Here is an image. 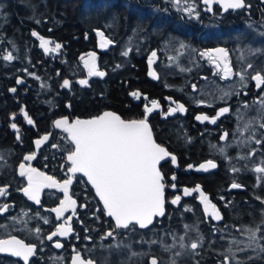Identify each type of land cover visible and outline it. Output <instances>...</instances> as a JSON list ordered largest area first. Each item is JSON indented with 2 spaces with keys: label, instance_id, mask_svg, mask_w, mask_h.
<instances>
[{
  "label": "flooded vegetation",
  "instance_id": "flooded-vegetation-1",
  "mask_svg": "<svg viewBox=\"0 0 264 264\" xmlns=\"http://www.w3.org/2000/svg\"><path fill=\"white\" fill-rule=\"evenodd\" d=\"M131 1L134 5L143 2V6L126 11H122L121 9L120 11L122 12L120 15L127 19L131 18L130 21L135 22L138 27L141 26L143 31H150L148 34V42L151 43V47L150 50L145 53L146 57L143 59L147 67L146 71L141 73L140 79L148 80L146 83L143 82L142 84L149 86L148 90L154 92L156 89V91L151 95L148 90H145L139 98H132L135 105L132 108H130V106L127 108L135 110V112H141L140 115L127 118L125 116L122 117L118 112L114 111V113L124 120L143 119L145 115V106H151V101L153 99L158 101L160 107L148 114V123L155 142L166 148L169 153L175 155L177 158L175 165L172 163L170 157H166L159 165L160 171L164 176L165 184V214L163 216L154 217L153 223L146 228H140L135 222H133L128 229L116 228L114 220L106 215L103 202L100 201L95 189L91 183L88 182L87 177H85L83 173L70 174L67 166L63 168L61 177H52L58 182L63 183L69 175H72L73 181L72 184L69 185V194L77 201L75 209L76 215L72 216V210L69 209L65 212L63 217L57 219L56 214L52 212L51 209L59 206L60 201L64 198L63 190L60 188L44 187L39 194V203L35 200H30L22 191L23 188L27 187V178L20 175V171L17 170V167L19 168V164L17 163L15 166L16 177L22 180L19 185V193L23 200H21L20 203L32 210L30 212H16L15 206L13 207L14 193L11 189V184H0V187L6 186V194L0 195V206L8 205L6 211L0 212V227L14 220L13 218H16L15 220L19 222L17 230L1 234L0 239L16 236L26 244L36 245L35 254L29 258V264H71L74 251L81 252L82 257L86 260L92 259L94 264H150L152 257H156L159 260V257L152 252L147 255L142 254L136 256L130 261L122 262L118 257L124 255L128 249L122 248L120 251H118V249L117 251L111 252L106 249V245L113 239L123 237H125L127 241L130 240L135 244L136 241L134 240L141 238L143 233L158 231L160 228L168 227L169 223L173 221V217L181 218V216H178L181 212L179 210L188 211L187 213L191 215L194 214V212H192L193 209L196 210L197 215L199 214L200 216L198 217L200 220L199 230L203 235L207 230H213V232L217 231L216 233L219 235L229 233L226 229L227 222H225V220L234 219L237 216L236 211L241 216L245 215V219H248L247 214L250 218H257L259 215L257 212H259V208L262 205L261 200L264 197V190H256V195L249 190L247 192H237L235 189L231 188L233 182L229 181L225 185L229 194L224 193L227 190L223 187V196L225 195L227 199L224 200L225 197L219 199L215 198L216 193L219 192V190H217L219 180L216 176L222 174L225 160H217L218 158L211 152L213 151V153H215L212 147V143L215 144V137L217 138V142L221 143L225 142L231 135L240 136L238 130L235 131L234 127H231L232 121L236 118V111L244 104L248 107L252 101L257 103L260 102L259 98L263 93L262 89L264 85L257 87L255 81H253L251 77L255 75L257 71L264 74V0H245L246 6L237 10H224L219 3H213L211 11H208L203 0H195V7L199 13L198 16L188 15L181 9H178L170 0ZM117 4L118 3H115L116 6ZM120 5L119 2V6ZM259 28L262 29L260 30ZM98 30L102 31L97 28L94 30V33L96 34ZM87 36H89L88 32L86 38ZM161 39L167 40V43H163L162 51L168 48V44L169 47H173V54L167 49L169 52L168 56L165 55L162 57L158 44L155 42ZM99 40L100 37L96 34L94 44L96 47L94 49L88 48L85 52L81 53L82 56L87 59L88 53L95 52V63L97 67L100 66V55H98V53L107 51L111 45L114 46L113 42L107 48L101 49L99 47ZM180 44H184L185 48L180 49ZM147 46L146 44H141L139 46V51ZM243 46L244 48H242ZM216 48H223L228 53V63L232 68V75L228 78H222L224 76L222 64L220 68H217L206 56L202 57L200 55L201 52ZM246 48L251 50H247ZM256 49L258 52H256ZM252 50L253 52L250 53ZM153 51L157 52V56L154 58L152 64V69L156 73L157 78H153L148 74V57ZM240 51H242V54ZM247 51H249L250 55ZM243 53L246 54L244 55ZM175 54L177 55L176 59L180 63L169 65L164 71H161L167 62H173L174 59L170 60L169 58L173 57ZM252 54L254 55L252 56ZM239 58L241 59L239 60ZM242 58L247 60L245 63L252 64L253 67L248 69V64H245ZM164 59L166 61H164ZM185 60H187V62H185ZM240 68L249 71V74H246L247 79L243 87L241 86L239 76L236 75ZM197 74L203 82H198L199 79L196 81L192 80V78L189 79L190 76H196ZM179 76H184L185 78L187 76V78L177 82V77ZM166 77L170 79L171 85L165 89L161 88L158 84V87H152L150 85L151 83L149 81H153L151 78L154 79L156 83H159L161 79ZM212 77L214 80L217 78V80L214 82ZM210 80L212 83L209 82ZM193 85L196 86L195 89H193ZM217 89H221L223 95L219 99H213L210 95H213ZM165 90L166 92L163 93L162 91ZM225 93H228V95H224ZM128 94H130V92H128ZM200 101H203V103H200ZM178 104H183L185 111H177L168 114L169 109L176 107ZM224 107H228L230 111L218 117L216 123H211L209 121L201 122L195 119L197 115H208L209 117L216 116L219 109ZM20 113L23 118L26 119L24 115L25 111L20 110ZM100 114L102 113L97 115ZM85 119L89 118L87 117ZM261 122H264V113ZM15 124L18 126L17 123ZM258 131L259 132L255 134L258 136L257 139L261 140V144L257 145L264 149V139L262 140V138H264V128H259ZM225 133L228 135L224 140H221L220 137L225 135ZM182 134H186L187 136L191 134L195 140L193 142L184 143L187 139L183 140V138H181ZM17 136H19L18 133H16V137ZM44 136L48 135L44 133L34 139V149L36 147L35 141L42 139ZM46 141H43L41 144L43 145ZM181 143H183V145H181ZM29 154L31 153L25 155ZM203 160H213L217 167L208 169L207 171L197 169L200 161ZM66 163L67 165L70 164L67 158ZM25 165H30L32 168L37 169V166L33 164L25 163ZM188 165H192L193 167L189 168ZM40 169L45 173L44 169ZM40 169L39 171H41ZM46 175L51 176L49 174ZM173 175L176 176V180L171 179ZM244 177L249 187L252 186L249 184L248 178L246 176ZM81 178L84 180V184L88 186V188H85V191L76 190L82 188L78 183ZM173 183L176 184L175 189L171 186ZM196 185H200L202 191L209 197L211 203L216 205L221 214V220L217 221L212 219L210 215H205L204 205L200 200L199 193L194 192L189 196L183 194L184 188L192 189L195 188ZM220 186L221 185H219V187ZM242 186L243 185L237 189H242ZM177 195L181 197V200L177 204H172L171 200ZM257 197L260 199H257ZM239 208L244 212L239 213ZM28 216L33 218L31 223L32 229L34 231L37 228L41 230L39 234L36 233L32 239H28L24 235L30 234V231L25 229V226L30 224L26 219ZM69 216H72L70 226L73 231L66 237L56 236L53 237V240L49 241L47 236L56 229L57 225L64 224ZM45 219L49 221L48 224L44 223ZM109 231L113 232L111 237L106 236V233ZM85 237H88V239H85ZM57 240L62 244L61 248H56L54 246ZM92 247L96 248L93 249ZM208 259L209 257H206V260ZM215 262H217V264L221 263L217 259ZM0 264H25V262L22 258L14 257L10 253H0ZM203 264H209V262Z\"/></svg>",
  "mask_w": 264,
  "mask_h": 264
},
{
  "label": "trees",
  "instance_id": "trees-1",
  "mask_svg": "<svg viewBox=\"0 0 264 264\" xmlns=\"http://www.w3.org/2000/svg\"><path fill=\"white\" fill-rule=\"evenodd\" d=\"M85 1L0 0V173L6 170L3 172L6 178L0 177V184H11L14 193L13 207L15 206L16 212L22 211L25 205L20 203L23 200L19 193L22 180L16 177L15 162L18 158L22 159L25 154L36 153L33 145L36 137L45 133L49 139L38 149L36 155L39 157L35 155L34 163L45 167L48 173L51 171L54 175L61 177L63 168L68 166L66 158L71 143L67 139L66 132L55 128L53 122L62 117L87 118L106 109L115 110L122 117L134 116L137 111L127 108L128 106L132 108L135 104L132 102V97L128 96L130 90L127 91L126 88L148 81L140 79V75L146 71L147 67L143 59L151 47V43L148 42L150 31H143L141 26L138 27L135 22L130 21L131 18L127 19L120 15L124 10L143 6V2L134 5L131 0H104V5L101 7L99 0ZM119 2L126 5L119 6ZM115 3H118L117 6ZM92 4L96 8L93 9ZM85 5L88 7L85 13H80L79 11ZM121 9L124 10L120 11ZM97 28L113 40L114 46L111 45L107 51L98 53L100 55L99 64L105 75L85 78L79 55L88 48L96 47L94 30ZM33 30L52 42L49 47L51 44V47H54L55 43H60L62 47L56 53L46 54L42 48L38 47L39 39L31 35ZM87 32L89 36L86 38ZM155 42L158 44L162 57L168 56L167 49L169 48L163 49L162 52L163 43H167V40L161 39ZM140 43L148 45L145 50L139 51L141 53L138 52ZM126 44L130 50L128 48L123 50ZM136 48L137 51H135ZM124 51H128V56L122 55ZM8 52L16 58L6 62L2 57ZM243 71L240 68V72ZM29 73L34 75H29ZM246 74L248 75L249 71ZM17 76L24 80L22 84H17ZM186 78L179 76L177 82ZM190 78L203 82L198 74ZM65 79L70 83L67 87H62ZM79 79L87 80L88 83L81 85ZM166 83L171 85L169 78ZM12 88L16 91H10ZM262 91L264 92V88ZM21 109H24L28 118L32 119V124L24 123V118L20 113ZM13 123L18 124L17 130L12 129ZM232 137L233 135L221 143L217 142L215 137L214 142L228 149ZM181 138L187 139L188 143L195 140L191 134L188 136L182 134ZM256 138H258L257 134H255V140ZM53 145L57 147L54 148ZM232 147L227 150L228 153L224 157V153L220 155L221 157L216 154L218 160H225L222 176L219 174L216 176L219 181L224 180L225 185L233 179L231 178L233 175L241 173L233 172L232 169L242 171L245 164L243 152L247 148L237 145ZM241 154H243L242 159L239 156ZM247 178L249 182L252 181L249 177ZM78 183L82 188L76 190L85 191V188H88L84 183L80 184V181ZM223 183L219 182L222 188ZM243 188H235V190L237 192L249 190L256 195V190H264V185L261 188L249 187L246 183ZM242 209H238L239 213L244 212ZM236 215L232 220H225L226 229H230L231 232L235 230L236 225L247 220L245 215L241 216L237 211ZM247 217L250 218L248 214ZM216 232L207 230V234L202 235L204 238L202 245L197 249L200 260L187 264L205 262L217 264L216 259L221 262L220 264H224L223 258L220 259L217 256L219 251L215 239L218 235ZM206 257L209 259L206 260Z\"/></svg>",
  "mask_w": 264,
  "mask_h": 264
},
{
  "label": "snow or ice",
  "instance_id": "snow-or-ice-1",
  "mask_svg": "<svg viewBox=\"0 0 264 264\" xmlns=\"http://www.w3.org/2000/svg\"><path fill=\"white\" fill-rule=\"evenodd\" d=\"M178 9H181L188 15L198 16V10L195 7V0H170ZM203 3L207 6L208 11L212 10L213 3H219L224 10L232 9L237 10L246 6L245 0H203ZM97 36L100 37L99 47L101 49L107 48L113 43V40L106 37L103 31H97ZM31 35L36 37L40 41V47L47 53H56L62 45L55 43L54 47H49L52 43L48 39H45L38 32L32 31ZM185 48L184 44H180V49ZM123 56H128V51L122 53ZM200 55L206 56L217 68L223 65L222 71L224 76L222 78H228L232 75V68L228 63V53L223 48L210 49L206 52H201ZM157 56V52L153 51L148 57L149 64V76L156 77V73L151 70L154 58ZM3 60L8 62L14 60L16 57L11 52L3 55ZM84 60V66L88 69L89 76L105 75L104 72L97 69L95 60L96 53H88V58ZM174 59L173 57L169 58ZM119 67V65H117ZM252 64H248L247 68L251 69ZM247 69L243 73H236L240 77L241 86H244L246 79ZM29 75H34L29 73ZM39 79V77H37ZM255 81L256 86L260 87L264 85V74L257 71L255 75L251 77ZM17 84H21L23 81L17 79ZM69 80L65 79L62 87L69 85ZM81 85H86L87 80H80ZM196 86L193 85V89ZM10 91L15 92L16 89L12 88ZM130 95L139 98L140 93L138 91L131 92ZM224 95H228L225 93ZM170 99V98H169ZM203 103V101H200ZM260 105L264 108V99L260 100ZM160 107L157 100L151 101V107L145 106V115L143 119L124 120L114 112L105 111L100 115L94 116L89 119H75L69 121L67 117H62L55 120L54 126L57 129H63L67 133V139L73 146L71 150L67 152V160L71 166L68 167L70 174L83 173L87 177L88 182L91 183L100 201L103 202L105 213L108 217H111L116 228L128 229L130 225L135 222L140 228H146L153 223L154 217L163 216L165 214V184L164 176L160 171V162L165 160L166 157H170L172 163L176 164V156L169 153L166 148L156 143L153 138L152 130L148 123V114L153 112L154 109ZM21 111H24L21 109ZM184 112L185 108L183 104H178L174 108L169 109V113ZM228 107L219 109L216 116L209 117L208 115H197L196 120L204 122L209 121L216 123L218 117L224 113L229 112ZM28 124H32L31 118H28L27 113H24ZM15 116V114H13ZM260 128H264V122L257 121ZM13 129L17 128V125L13 123L11 125ZM252 130V135L247 137V140L255 139V130L252 128V122L244 124L243 129H238L241 133ZM228 134L221 136L220 139L224 140ZM19 139V136H17ZM48 140V136H44L42 139L35 141V144L39 146L43 141ZM242 143L244 141H241ZM256 144H261V140L256 139ZM57 147V145H53ZM224 151L223 148L220 149ZM254 151V150H253ZM33 154L25 155L24 161H31L34 157ZM249 155H252L250 152ZM264 165V161L261 162ZM192 168V165H188ZM217 165L213 160H208L205 163L199 165L200 169L207 171L208 169H214ZM20 175L27 178V187L22 191L30 199L39 203V194L42 188H60L63 190L64 198L60 201L58 207L51 209L56 214L57 219L64 216L65 212L69 209L72 210V216L76 215L77 201L69 194V185L72 184L73 177L69 175L63 183L58 182L54 177L47 176L45 173L32 168L30 165L26 166L24 162L19 165ZM233 172L239 171V169L233 168ZM256 173H264V166H256L254 168ZM172 180H176V176L173 175ZM264 179V177H259ZM172 188H176V184L173 183ZM239 183L233 182L231 188H240ZM199 193L201 202L204 205L205 215H210L214 220H221V214L216 205L211 203L209 197L202 191L200 185H196L195 188H184L183 194L185 196L192 195V193ZM6 194V186L0 187V195ZM257 199H260L257 197ZM181 200L179 195L175 196L172 200V204H177ZM264 203V200H261ZM8 205L0 206V212L6 211ZM72 216H69L64 224L57 225L56 229L47 236L49 241L53 240V237L61 236L66 237L73 231L70 226ZM14 220L16 218H13ZM26 223V222H25ZM45 224H48L47 219L44 220ZM264 223V222H262ZM68 225V226H66ZM189 226L185 225L187 229ZM36 233L41 231L37 228ZM247 243L244 246L238 247L235 251L229 248L227 251L230 255H226L224 258V264H242L237 258V252H244L248 248H257L260 252H264V244L260 243L264 236H258L257 233L261 232L260 226L255 229L247 228ZM112 231L106 233V236L111 237ZM185 236L179 237V247L185 248L184 240ZM88 239V237H85ZM203 236L198 233V240L193 241L190 244V249L195 253V250L200 247L203 242ZM175 240V237H174ZM151 244H156L157 241L153 240ZM56 248H61L62 244L57 240L54 245ZM175 244H164L165 251L173 248ZM37 246L33 244H26L24 241L19 240L16 236H9L7 239H0V253H10L14 257L22 258L25 264H29V258L35 254ZM181 252L174 253V256H180ZM133 255H137L133 253ZM71 264H94L92 259H84L81 252L74 251V255L71 258ZM150 264H160L158 258L152 257ZM170 264H177L173 258L170 260Z\"/></svg>",
  "mask_w": 264,
  "mask_h": 264
},
{
  "label": "rangeland",
  "instance_id": "rangeland-1",
  "mask_svg": "<svg viewBox=\"0 0 264 264\" xmlns=\"http://www.w3.org/2000/svg\"><path fill=\"white\" fill-rule=\"evenodd\" d=\"M87 1L88 0H86L85 2H87ZM99 1H100V6L102 7L104 5L103 4L104 0L103 1L99 0ZM120 4L121 5H126V4H123L122 2H120ZM95 5H96V3H95ZM91 7L93 9L96 8L95 6H93V4L91 5ZM97 7H99V6H97ZM86 8H88V7L85 5L80 11L79 10H77V11H79L80 13H85ZM105 8H107V6ZM122 10H124V9H122ZM38 42H39L38 43V47H40V41L38 40ZM140 44L138 45V47L140 46ZM51 46H52V44L50 45V47ZM124 48H128L129 49V46H127V44H126V45H124L123 50H124ZM137 48L135 49V51H137ZM168 48H169L168 51L173 54L174 53L173 47H169L168 46ZM144 50H145V48H144ZM138 52H139V48H138ZM139 53H141V52H139ZM79 56L84 57V56H82V54H80ZM176 56H177L176 54L173 56L174 57L173 62H175V63H173L172 61L171 62H167V64L164 65V67L161 69V71H164V69H166L169 65H174V64L180 63L176 59ZM79 60L82 63L81 67L85 71V75H84L85 78H87V76L91 77L88 74V69L84 66V60H82L81 58ZM185 62H187V60H185ZM97 69L99 71H103L104 72V70H101L102 66L97 67ZM149 70H150V68H149ZM151 70L153 71L152 67H151ZM239 73H242V72H239ZM17 79H21V78L19 76H17ZM21 80L24 82L23 79H21ZM151 80H153V81L152 82L149 81V82L151 83L150 85L152 87H154V86L158 87V85H160L161 88L165 89L166 87L170 86L168 83H166V80L168 81L167 77L161 79V81H159V83L158 82L156 83L154 81V79H152V78H151ZM216 80H217V78H215L214 82ZM148 88H149V86L140 83L138 85H132V87L129 86L128 88H126V90L127 91L130 90L129 91L130 93L134 92V91H139L140 96H141L143 91L148 90ZM148 91L152 95L156 91V89L154 90V92H152L151 90H148ZM162 92L165 93L166 90L162 91ZM222 95H223L222 90L221 89H217V90H215L213 95H210V97H213V99H219V98L222 97ZM128 96H130L132 98H137V97H134V96H132L130 94H128ZM151 98H153V97H151ZM261 99H264V92L262 93L261 97L259 98V101ZM132 102H134L133 99H132ZM105 111H107V109L103 110L101 113H103ZM114 111L115 110H111L109 112H114ZM242 111H243L244 114L242 113ZM263 113H264V108L261 107L260 103L252 101L251 104L248 105V107H246L245 104H244L243 106H241V108L239 110L236 111V113H235L236 114V118L232 121L231 127H234L235 131L238 130V129H243V127H244L243 124H246V123H248V122L253 120L252 128H254L255 133H258L259 131H257V130L260 128V126H259V123H257V121L261 122ZM140 114H141V112L137 111L136 115H134V116H137V115H140ZM134 116L131 115L129 117H127V116L126 117L127 118H133ZM88 118H90V117H88ZM75 119L84 120L85 118L84 117H73V118L69 119V121H72V120H75ZM24 123L28 124L27 119H24ZM241 126H243V127H241ZM238 134L240 136L233 135V137H232L233 139H232V141H230V143L228 145L229 146L228 149L222 144L219 145V144H213L212 143V147L214 148V152L215 153H213V151L211 153L213 155H215V157H216V154L218 156H220V155H222L224 153L223 154V157H224V155L226 153H228L227 150L232 148L233 145H239V146H241V148H243V147L247 148L246 151L243 152L244 160H245V164L243 166L244 168L242 169V171L241 170L238 171V172H241L240 174L236 173V175H233L232 176L233 179H231L230 181L237 182V183H239V184L244 186L247 183L246 182V178L244 177L245 174H246V176L249 177L250 180H252L251 182H249V184H251L253 187L261 188L264 185V179H260L258 181V178L262 177V176L264 177V175H263L264 173H256L254 171V168L256 166H264V165H261V162L264 161V152H263L264 149H263V147L261 148L259 145H257L255 143V139L247 140V137L251 136V134H252V130L251 129L249 131L243 132V133L238 131ZM263 139L264 138H262V140ZM241 141H244V143H242ZM184 143H188V141L185 140ZM41 145L42 144H40L39 146L36 145V147H35V149H36L35 152L36 153H38V149L41 147ZM72 147L73 146L70 145L68 147V151L71 150ZM221 148L224 149L223 152L220 151ZM258 149H260V150H258ZM250 152L252 153V155H249ZM36 153H34V154L36 155ZM31 154H33V153H31ZM243 154L239 155L240 159L243 158ZM35 155H34V157H33V159L31 161H24V157L22 159L18 158L17 161L15 162V166L17 165V163L20 165L21 162H25L26 164H33V165L37 166L38 170L40 168H42V169H44V172L46 174H49L51 176L56 177V175H54L51 171H50V173H48L45 170V167L40 166V165L38 166L37 164L34 163L35 162V159H34ZM37 157H39V155ZM70 166H71V164L68 165V167H70ZM68 167H67V169H68ZM17 170L20 171V168L17 167ZM228 170L231 171V169H228ZM4 171L6 172V170H3L0 173V177L1 178H6V176L3 174ZM41 171H43V170H41ZM253 173H254V175H253ZM75 174H80V173H75ZM249 174H251V175H249ZM219 175L222 176V174H219ZM79 181H80V184L84 183V180L82 178ZM219 182L223 183L224 180L223 181H219ZM223 185H224V189H226L224 183H223ZM243 186H242V189H244ZM224 189L222 188V186L219 187V185H218L217 190H219V192L216 193V195H215L216 199H219L221 197H223V198L225 197V195L223 196ZM226 193L229 194L228 190L226 191ZM263 198H262V200H264ZM225 199H227V197H225L224 200ZM9 210H11V209H9ZM31 210L32 209H28L27 207H25V208L23 207L22 208L23 212H30ZM179 211H181V212L179 213L178 216L179 217L181 216V218L173 217V219H172L173 221H171V223H169L168 227L160 228L158 231H150L149 233H143L141 238H139L138 240H134V241H136L135 244L133 242H131L130 240L127 241L125 239V237L118 238V239H113L110 243H108L106 245V249L110 250L111 252H114V251H117L118 249H119L118 251H120L122 248H127L128 251L126 250L127 252L124 255H120L118 257V259H121L122 262L130 261L131 259H134L136 256H140L142 254L147 255V254H150L151 252L154 253L157 257H159L160 264H170V260L173 259V258L176 260L177 264L198 262L200 260V257L197 254V252H198L197 249L199 247L195 250V253H193V251L190 249V244L193 241L198 240V233H199V235H203V233L199 230V227H200V225H199L200 223L199 222H200V220H199L198 217H200V216H199V214L197 215V212L194 209L192 211V212H194L193 215H191L190 213H187L188 211L187 212H185L184 210H179ZM179 211H177V212H179ZM257 213L259 214L257 216V218H255V217L248 218L247 217L249 220L247 219L245 222H243V223H241L239 225H236L234 231L231 232V230L228 229L229 233H225V235L221 234L222 236L218 234L215 237L216 244H218V251H219L217 253V256L220 259L223 258L222 261L224 260V258L226 256L225 255L226 253H227V255H230L229 252H226L229 248H231L232 251H235L238 247L242 248L243 245L245 243H247V239L248 238H247V234H246V231H245L247 228L255 229L257 226H260L261 232L257 233V235L258 236H264V223H262V222H264V203H262L261 207L259 208V212H257ZM187 214H189V215H187ZM26 219L28 220V223L30 222V224H27L26 225L27 227L25 226V229L30 231V234L29 235L28 234H24V235L28 239H32L36 235V232L31 227L32 226L31 223L33 221V218L28 216V218H26ZM18 224H19V222L17 220H11V221H9L8 224H4L2 227H0V235L4 234V233H8V232L10 233V231H12V230H17ZM185 225H187L189 227L186 229ZM198 225H199V227H198ZM210 231L213 232V230H210ZM180 236H185L186 237L185 240H184L185 248H183V249H181L179 247V237ZM174 237H175V240H174ZM153 240H156L157 243L156 244H151L150 242L153 241ZM260 243L264 244V239H261ZM164 244H175V246L173 248H171L170 250L165 251V249L163 247ZM227 244L229 245V247H228ZM201 245H202V243H201ZM116 247H119V248H116ZM92 248L95 249L96 247H92ZM224 251H225V253H224ZM176 252H181L182 254L180 256H174V253H176ZM133 253H136L137 255L134 256ZM211 254H213V253H211ZM54 255H56V254H54ZM236 255H237V258L242 262V264H264V252H260L259 249L255 248V247L248 248L244 252H237ZM213 256L214 255H212V257ZM200 264H202V263H200ZM233 264H234V262H233Z\"/></svg>",
  "mask_w": 264,
  "mask_h": 264
},
{
  "label": "bare ground",
  "instance_id": "bare-ground-1",
  "mask_svg": "<svg viewBox=\"0 0 264 264\" xmlns=\"http://www.w3.org/2000/svg\"><path fill=\"white\" fill-rule=\"evenodd\" d=\"M261 27H262V26H261ZM262 28H263V27H262ZM262 28H261V29H262ZM259 29H260V28H259ZM261 29H260V30H261ZM263 30H264V28H263ZM263 34H264V32H263ZM260 36H261V34H260ZM263 36H264V35H263ZM247 47H248V46H247ZM242 48H244V46H243ZM250 48H251V47H250ZM258 48H259V47H258ZM246 49L248 50L249 48H246ZM254 49H255V48H254ZM240 50H241V49H240ZM243 50H244V49H243ZM249 50H251V49H249ZM260 51H261V50H260ZM240 52H241V54H242V51H240ZM245 52H246V50H245ZM247 52L249 53V51H247ZM252 52H253V50L250 51V53H252ZM256 52H258L257 49H256ZM250 53H249V55H250ZM241 54H240V55H241ZM243 54H244V53H243ZM245 54H246V53H245ZM245 54H244V55H245ZM253 55H254V54H252V56H253ZM256 55H257V54H256ZM256 55H255V56H256ZM241 56H243V55H241ZM252 56H251V57H252ZM255 56H254V57H255ZM239 57H240V56H239ZM247 57H248V56H247ZM234 58H236V57H234ZM248 58H249V57H248ZM240 59H241V58H239V60H240ZM242 59H244V58H242ZM253 59H254V58H253ZM239 60H238V62H239ZM251 60H252V59H251ZM245 61H247V60L244 59V63H245ZM240 63H241V62H240ZM242 63H243V62H242ZM244 63H243V64H244ZM245 64H248V63H245ZM244 66H245V65H244ZM245 68H246V67H245ZM239 70H240V69H239ZM239 70H238V72H239ZM243 70H244V69H243ZM243 72H244V71H243ZM243 72H242V73H243ZM239 78H240V77H239ZM212 79L214 80L213 77H212ZM208 80H209V78H208ZM208 80H207V81H208ZM245 80H246V79H245ZM209 82H211V80H210ZM211 83H212V82H211ZM206 122H207V121H206ZM251 122H253V120H252ZM255 123H256V122H255ZM209 124H210V123H209ZM241 125H242V124H241ZM243 125H244V124H243ZM241 127H243V126H241ZM174 131H175V130H174ZM243 143H244V142H243ZM238 144H239V143H238ZM243 145H244V144H243ZM237 146H239V145H237ZM248 172H249V171H248ZM249 175H251V174H249ZM253 175H254V173H253ZM263 175H264V174H263ZM245 176H246V174H245ZM262 177H263V176H262ZM231 178H232V177H231ZM258 185H259V184H258ZM256 186H257V185H256ZM256 189H257V188H256ZM227 245H228V244H227ZM240 245H241V244H240ZM238 246H239V245H238ZM243 246H244V245H243ZM228 247H229V245H228ZM228 247H227V248H228ZM233 247H234V246H233ZM234 249H235V248H234ZM226 252H228V251H226ZM224 253H225V251H224ZM225 255H227V253H226Z\"/></svg>",
  "mask_w": 264,
  "mask_h": 264
},
{
  "label": "water",
  "instance_id": "water-1",
  "mask_svg": "<svg viewBox=\"0 0 264 264\" xmlns=\"http://www.w3.org/2000/svg\"><path fill=\"white\" fill-rule=\"evenodd\" d=\"M48 39V38H47ZM150 70L148 69V72H149ZM151 107V106H150ZM206 161H208V160H203V161H200V163H199V165L200 164H202V163H205ZM199 165L197 166V169H199V170H201L200 168H199ZM38 170V169H37ZM39 171V170H38ZM40 172H42V171H40ZM46 175V174H45ZM17 238V237H16ZM5 239H7V238H5ZM18 239V238H17Z\"/></svg>",
  "mask_w": 264,
  "mask_h": 264
}]
</instances>
